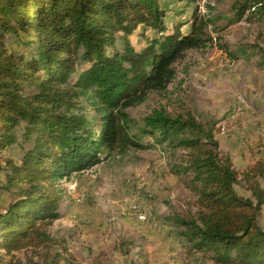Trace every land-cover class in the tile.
Masks as SVG:
<instances>
[{"label": "trees", "instance_id": "obj_1", "mask_svg": "<svg viewBox=\"0 0 264 264\" xmlns=\"http://www.w3.org/2000/svg\"><path fill=\"white\" fill-rule=\"evenodd\" d=\"M183 1L194 8L186 34L183 23L169 32L162 0H0V155L18 151L0 157V190L16 196L0 213L6 256L31 250L33 264H82L65 246L53 251L48 231L68 214L62 182L108 157L152 149L141 140L149 137L171 151L172 173L197 197L195 212L166 218L189 254L208 264H264V160L236 171L220 152L218 122L202 113L130 115L153 94H169L188 53L214 46L216 16L200 15L203 0ZM233 10L230 23L263 20L264 0H237ZM139 27L156 34L137 51L130 37ZM229 55L257 57L264 70V48ZM242 180L252 198L238 195Z\"/></svg>", "mask_w": 264, "mask_h": 264}, {"label": "rangeland", "instance_id": "obj_2", "mask_svg": "<svg viewBox=\"0 0 264 264\" xmlns=\"http://www.w3.org/2000/svg\"><path fill=\"white\" fill-rule=\"evenodd\" d=\"M236 1L199 3L200 15L216 16L215 25L209 29L214 46L188 53L176 65L178 78L169 94H153L130 115L141 122L154 109L165 108L173 115L190 111L214 119L218 122L216 138L222 157L229 156L234 169L242 174L264 160V70L257 68V57L235 59L229 52L251 50L252 46L264 48V19L249 20L246 15L230 23ZM185 5L183 0H162L170 33L177 23L184 24L185 34L189 32L194 8ZM155 34L139 27L130 40L140 51ZM11 48L23 51L16 44ZM141 140L153 148L126 157H108L90 171L62 182L69 210L48 229L56 241L53 251L61 252L65 246L82 264H208L200 255L189 254L166 219L195 212L197 197L186 188L182 177L172 173L177 161L171 151L149 137ZM17 152L9 149L0 157H15ZM4 183L5 175L0 170V187ZM261 186L264 188V181ZM235 188L238 195L252 198L245 181ZM15 200L13 192L0 190V213ZM260 225L264 228V208ZM15 256L12 260L0 251V264H33L39 260L31 250Z\"/></svg>", "mask_w": 264, "mask_h": 264}, {"label": "built area", "instance_id": "obj_3", "mask_svg": "<svg viewBox=\"0 0 264 264\" xmlns=\"http://www.w3.org/2000/svg\"><path fill=\"white\" fill-rule=\"evenodd\" d=\"M142 220H146V217H140Z\"/></svg>", "mask_w": 264, "mask_h": 264}]
</instances>
